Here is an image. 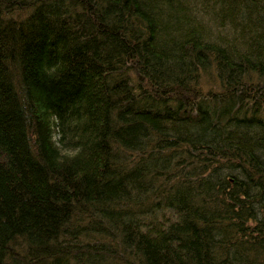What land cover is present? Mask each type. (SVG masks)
<instances>
[{"label": "trees", "instance_id": "obj_1", "mask_svg": "<svg viewBox=\"0 0 264 264\" xmlns=\"http://www.w3.org/2000/svg\"><path fill=\"white\" fill-rule=\"evenodd\" d=\"M0 264H264V0H0Z\"/></svg>", "mask_w": 264, "mask_h": 264}]
</instances>
